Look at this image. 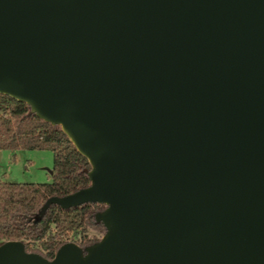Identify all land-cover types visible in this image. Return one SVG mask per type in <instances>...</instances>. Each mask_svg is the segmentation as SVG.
I'll list each match as a JSON object with an SVG mask.
<instances>
[{"label":"water","instance_id":"95a60500","mask_svg":"<svg viewBox=\"0 0 264 264\" xmlns=\"http://www.w3.org/2000/svg\"><path fill=\"white\" fill-rule=\"evenodd\" d=\"M0 95L90 166L35 219L105 229L0 264H264V0H0Z\"/></svg>","mask_w":264,"mask_h":264},{"label":"trees","instance_id":"16d2710c","mask_svg":"<svg viewBox=\"0 0 264 264\" xmlns=\"http://www.w3.org/2000/svg\"><path fill=\"white\" fill-rule=\"evenodd\" d=\"M50 151L53 169L50 183L16 184L0 182V245L7 241H21L25 250L52 260L56 251L68 243V235L78 236L72 241L85 248L99 241L88 236L93 230L105 233L94 221L96 212L104 207L86 204L62 210L50 206L39 219L45 201L63 197L89 186L85 170L90 166L77 153L59 127L51 126L30 113L24 103L0 95V151Z\"/></svg>","mask_w":264,"mask_h":264},{"label":"rangeland","instance_id":"374dc122","mask_svg":"<svg viewBox=\"0 0 264 264\" xmlns=\"http://www.w3.org/2000/svg\"><path fill=\"white\" fill-rule=\"evenodd\" d=\"M0 153V182L16 184L51 182L53 155L50 151L2 150ZM88 236L101 238L102 235L89 230ZM78 239V236L68 235L69 242Z\"/></svg>","mask_w":264,"mask_h":264},{"label":"crops","instance_id":"0c3cea01","mask_svg":"<svg viewBox=\"0 0 264 264\" xmlns=\"http://www.w3.org/2000/svg\"><path fill=\"white\" fill-rule=\"evenodd\" d=\"M0 155H1V153H0Z\"/></svg>","mask_w":264,"mask_h":264},{"label":"flooded vegetation","instance_id":"af4514ba","mask_svg":"<svg viewBox=\"0 0 264 264\" xmlns=\"http://www.w3.org/2000/svg\"><path fill=\"white\" fill-rule=\"evenodd\" d=\"M101 211V210H100Z\"/></svg>","mask_w":264,"mask_h":264}]
</instances>
